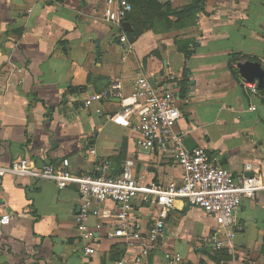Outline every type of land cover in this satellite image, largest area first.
<instances>
[{
    "label": "crops",
    "instance_id": "1",
    "mask_svg": "<svg viewBox=\"0 0 264 264\" xmlns=\"http://www.w3.org/2000/svg\"><path fill=\"white\" fill-rule=\"evenodd\" d=\"M158 1L182 8L197 0ZM104 12V0H0L1 166L29 157L38 168L69 158L73 173H95L98 157L117 170L133 159L142 184L179 182L182 169L169 154L140 149L133 129L113 119L118 99L86 104L118 80L132 93L140 75L163 87L174 77L183 114L177 130L235 176L249 173L247 163L264 166V94L253 93L230 69L232 54L264 64V0H206L194 23L164 28L157 22L134 42H122L126 28L105 21ZM181 47L192 52L189 58ZM78 189L8 175L0 220L12 219L0 222V264H264V191L242 199L236 236H223L222 249L211 247L214 218L178 200L166 219L167 237L139 263V250L107 238L106 228L86 254L76 222ZM154 214L136 201L137 219L147 223ZM220 251L230 259H220ZM166 252L183 259L169 262Z\"/></svg>",
    "mask_w": 264,
    "mask_h": 264
},
{
    "label": "built area",
    "instance_id": "2",
    "mask_svg": "<svg viewBox=\"0 0 264 264\" xmlns=\"http://www.w3.org/2000/svg\"><path fill=\"white\" fill-rule=\"evenodd\" d=\"M104 6L105 21L118 28L123 27L126 17L133 11L128 0H104ZM120 39L127 42L126 33ZM172 80L163 87L140 75L134 81L130 94L123 92L118 80L100 93H95L86 104L118 99L121 110L113 119L133 129L138 135L136 145L140 149H159L169 154L182 169L179 182L165 184L153 180L142 184L134 172L133 159L126 160L123 167L117 170L109 158L98 157L95 173H73L69 158L62 159L59 164L49 163L37 168L31 165V158L24 157L13 160L8 167L0 165V193L10 174L50 179L61 190L72 184L78 185L81 203L76 222L79 237L87 243L86 254H93L98 234L106 228L107 238L123 241L130 249H138L136 261L143 262L167 237L166 219L180 199L214 218L215 247L224 248L226 245L222 237L236 236L235 213L242 199L255 197L258 192L264 191V166L247 163L245 170L252 172L253 176H235L210 155L207 148L188 149L184 143L187 134L176 128L183 114L178 105L180 97L175 89L174 77ZM245 85L255 94L260 91L257 82L245 81ZM88 152L95 154L96 150L90 148ZM137 200L154 208L155 216L150 222L144 223L134 216ZM107 202H112L114 207H106ZM91 218L97 219L94 225L90 224ZM11 219L9 214H4L0 222L9 224ZM165 258L178 263L183 256L166 252Z\"/></svg>",
    "mask_w": 264,
    "mask_h": 264
},
{
    "label": "trees",
    "instance_id": "3",
    "mask_svg": "<svg viewBox=\"0 0 264 264\" xmlns=\"http://www.w3.org/2000/svg\"><path fill=\"white\" fill-rule=\"evenodd\" d=\"M128 1L133 6V11L126 17V21L132 25V31L130 30L127 33L130 42L136 41L144 31L154 28L157 24V19L163 22L164 28H179L185 24V21L189 24L194 23L197 14L204 12L206 7V0H197L182 8H173L171 3H161L158 0ZM181 49L184 51L186 58L191 56L192 52L187 50L186 47H181ZM230 58V69L238 77L239 70L235 65L239 61H247L249 58L240 54H232ZM260 90L264 94V88ZM221 257L225 260L230 259V256L224 251H220V259Z\"/></svg>",
    "mask_w": 264,
    "mask_h": 264
},
{
    "label": "water",
    "instance_id": "4",
    "mask_svg": "<svg viewBox=\"0 0 264 264\" xmlns=\"http://www.w3.org/2000/svg\"><path fill=\"white\" fill-rule=\"evenodd\" d=\"M123 26L126 28L125 30L127 32L132 30L131 23L128 21L125 22ZM237 67L244 81L251 83L257 82L259 90L264 88V65L262 62H260V60H247L244 62H239ZM184 143L190 150L197 148V144L190 136L185 138ZM247 176H253V173L249 172L247 173ZM213 246H215V240L212 241L211 247Z\"/></svg>",
    "mask_w": 264,
    "mask_h": 264
},
{
    "label": "rangeland",
    "instance_id": "5",
    "mask_svg": "<svg viewBox=\"0 0 264 264\" xmlns=\"http://www.w3.org/2000/svg\"><path fill=\"white\" fill-rule=\"evenodd\" d=\"M158 24H160L161 27H163V22H161L160 19H157Z\"/></svg>",
    "mask_w": 264,
    "mask_h": 264
}]
</instances>
